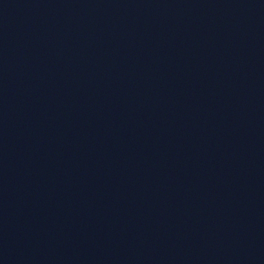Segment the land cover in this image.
I'll list each match as a JSON object with an SVG mask.
<instances>
[{"label": "water", "instance_id": "obj_1", "mask_svg": "<svg viewBox=\"0 0 264 264\" xmlns=\"http://www.w3.org/2000/svg\"><path fill=\"white\" fill-rule=\"evenodd\" d=\"M0 264H264V0H0Z\"/></svg>", "mask_w": 264, "mask_h": 264}]
</instances>
